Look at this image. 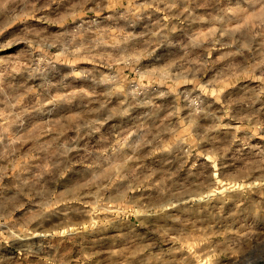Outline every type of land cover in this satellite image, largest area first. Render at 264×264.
Masks as SVG:
<instances>
[{
    "label": "rangeland",
    "instance_id": "374dc122",
    "mask_svg": "<svg viewBox=\"0 0 264 264\" xmlns=\"http://www.w3.org/2000/svg\"><path fill=\"white\" fill-rule=\"evenodd\" d=\"M0 264H264V0H0Z\"/></svg>",
    "mask_w": 264,
    "mask_h": 264
}]
</instances>
